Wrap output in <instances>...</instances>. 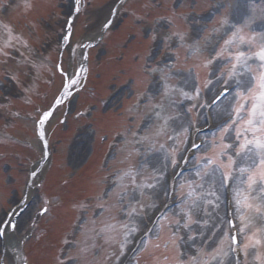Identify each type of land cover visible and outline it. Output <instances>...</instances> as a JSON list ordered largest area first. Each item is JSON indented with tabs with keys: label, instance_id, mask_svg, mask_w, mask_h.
Returning <instances> with one entry per match:
<instances>
[{
	"label": "snow or ice",
	"instance_id": "1",
	"mask_svg": "<svg viewBox=\"0 0 264 264\" xmlns=\"http://www.w3.org/2000/svg\"><path fill=\"white\" fill-rule=\"evenodd\" d=\"M255 2L252 0L249 6L247 2L240 5L233 3V0H222L208 18L211 19L221 8L230 9L231 14L225 15L218 22L219 27H213L210 31L201 24L204 18L196 16L192 17L191 32L177 27L161 34L159 29H150L153 33L151 39L154 42L159 40L160 45L168 48L169 54H165L163 60L145 66V72L152 80L150 87L140 93L137 103L146 105L150 115L145 127H150V132L140 135L129 130L132 139L126 141L125 159L128 163L118 171L116 177L121 187L118 193L119 211L128 223L120 224L122 239L116 241L119 253L113 252L106 257L114 258L113 264H139L136 254L143 250L153 234L157 240L161 238L155 230H162L165 227L162 221L168 220V217H149L154 224L152 228H144L140 237L142 247L134 249L131 259L126 258L130 239L141 231L137 220L143 221L149 212L156 209L155 200L168 196L172 191V186L162 181L168 167L177 164L176 150L175 147L170 148L167 142L159 143L157 138L166 136L176 145L179 137L194 127V110L196 117L205 124L211 125L215 121V131L211 140L191 144L194 149H204V155L198 158L195 179L179 185L183 189L186 184L187 191L181 192L179 212L174 213V217L178 218L168 222L170 235L164 241L163 261L169 260L166 252L171 248L176 253L172 264H224L230 253L235 264H264V27L258 32L251 30L256 22ZM124 3L125 0H118V7H114L101 22V32L111 28ZM26 6L31 7L30 4ZM81 8V0H72V11L79 14ZM72 11L64 20L59 47H66L72 36L73 22L77 18ZM260 18L264 19V9H261ZM183 19L187 20L188 17ZM160 20L164 21V27L173 26L168 17H161ZM246 29L251 31L246 32ZM85 39L88 43H78V48L93 46L95 37L88 36ZM179 49L186 50V60L188 57L202 56L205 51L209 53L202 65L209 69L203 88L196 72L200 65L177 68ZM73 52L70 50V59ZM36 60L43 62L45 57L22 34L16 33L10 25L5 26L4 32L0 33V65L5 66L4 79L0 80V100L5 102L0 103V110L7 109L10 117L19 116V113L11 111L12 100L10 96L4 95L9 91L4 84L11 81L20 97L39 95V77L36 72L41 64L35 63ZM10 62L16 65L15 69L7 67ZM48 62L51 63L50 60ZM54 67L56 71L52 75L59 73L62 82L58 94L48 107L37 109L33 123L41 142L42 154L29 170L26 188L30 184L42 187L35 185V178L44 172L51 158L45 124L73 95V90L81 83L79 74L87 71L83 65L79 69L65 68L62 51ZM22 68L26 70L21 72ZM48 82L51 83V80ZM229 96L231 99L228 104L221 109L220 104ZM182 162L186 163L187 160L182 158ZM138 177L143 178L138 182ZM126 178L128 184L123 183ZM30 196V191L22 195L16 207L0 217V238L8 234L16 235L18 221L15 217L27 209ZM49 204L50 201L43 200L37 215H46L50 211ZM222 205H225L224 216L220 215ZM80 207L86 208L87 205L81 203ZM98 207L104 209L103 204ZM31 227H35L34 221ZM76 231L82 229L77 228ZM90 231L93 237L102 236L105 242H111L115 240L112 233L117 232V229L114 224L105 222ZM31 238L32 234H29L18 240V244ZM63 243L69 247L75 246L74 240L65 239ZM81 243H85V247L80 249L82 253L96 246L84 241ZM155 247L160 249L161 245L156 244ZM64 255L69 264H76V257H69L67 252ZM17 256L21 264H29L22 249H18ZM57 264H64V261L58 259ZM157 264L160 262L157 261Z\"/></svg>",
	"mask_w": 264,
	"mask_h": 264
},
{
	"label": "rangeland",
	"instance_id": "2",
	"mask_svg": "<svg viewBox=\"0 0 264 264\" xmlns=\"http://www.w3.org/2000/svg\"><path fill=\"white\" fill-rule=\"evenodd\" d=\"M221 2L222 0H128L125 2L102 41L91 48L92 70L85 88L69 97L48 121L45 131L51 158L47 161L44 172L35 178V185L42 187H33L30 184L27 189L25 183L28 180L29 170L34 167L33 162L42 154L41 142L37 138L33 121L37 109H46L61 86L60 75L58 73L52 75V73L56 71L54 66L61 50L59 37L62 34L64 20L72 10V0H0V33L4 32L5 26L10 25L45 57L43 62L35 61L41 64L36 72L39 77L37 89L39 95L29 94L20 97L11 81L4 84V87L9 89L4 95L10 96L12 100L11 111L18 112L19 116L10 117L7 109L0 110L3 113L0 116V217L14 207L25 192H31L30 199L33 201L18 218L16 235L8 234L5 237L7 252L4 260L7 264H21L17 256L18 249H22L23 254L28 256L29 264H57V260H62L65 252H68L69 257L77 258L76 264H113L114 258L106 259V257L113 252L119 253L116 241L122 239L120 233L123 230L120 224L128 223L127 218L119 211L118 193L121 192V187L116 177L118 171L125 168L128 163L125 159L126 141L132 139L129 130L140 135L150 132V127H145L150 115L146 111V105L143 102L137 103L140 100V93L150 87L152 80V77L146 74L145 66L161 61L165 54H169L168 48L160 45L159 40L154 42L151 39L153 33L150 29H159L161 34L175 30L177 27L191 32L192 17L196 16L204 18L201 24L206 25L210 31L213 27H219L218 22L225 15L231 14L230 9L221 8L211 19L208 18ZM246 2L251 6L252 0H233V3L240 5ZM117 3L118 0H81V12L76 14L73 34L63 54L65 68H77L79 57L82 56V49L78 48L77 44L87 42L85 38L88 36L97 39L101 22ZM27 4L31 7H27ZM261 9H264V0H256L254 8L256 22L251 30L257 32L264 27V19L260 18ZM161 17L170 18L173 26L164 27ZM183 17L188 19L185 20ZM70 50H74L71 59ZM177 54L179 56L177 68L187 69L193 64L200 65L196 68V72L199 74L203 88L209 69L202 65L209 53L205 51L202 56L188 57L187 60L186 50L179 49ZM49 60L51 63L48 62ZM7 67L12 70L16 65L10 62ZM4 68L5 66L0 65V80L4 79ZM24 70L26 69L22 68L21 72ZM21 79H24L23 75ZM49 80L51 83L48 82ZM130 82L133 84L131 85ZM123 83L126 84L121 86ZM176 99L179 101L180 98L177 96ZM229 99L231 96L220 104L221 109L228 104ZM29 100L32 102H28ZM3 102L5 101L0 100V103ZM94 105L96 107H93ZM192 119L195 124L190 128H196L204 123L196 117L195 110ZM188 132L179 137L176 145L167 140L166 136L157 138L159 143L167 142L170 148L175 147L177 163L185 147ZM212 134L204 136L205 142L213 138ZM13 137L22 141L14 140ZM23 140L28 143H23ZM202 155L204 149L199 150L198 157L192 161V167L177 181L178 190L174 207L166 215L168 220L162 221L165 227L162 230H155L160 233L161 238L157 240L153 234L146 246H143V250L136 254L139 264H157V261L160 264H172L176 255L173 249L170 248L166 252L168 261H163L162 256L165 253L164 241L170 235L167 225L169 220L178 218L174 217V213L179 212L181 192L187 191L186 184L183 189L179 185L195 179L194 171L198 158ZM174 169L175 166L168 167L162 183L167 181L168 176H173ZM142 178L138 177V182ZM128 182L127 178L123 181L124 184ZM114 184L117 186L113 187ZM106 191L107 195H105ZM45 199L50 201L48 205L50 211L46 215L38 216L39 208ZM166 201L167 196L156 199V208L166 204ZM146 202L151 203V201ZM81 203L87 207L81 208ZM100 204L104 205L103 210L98 207ZM154 210L149 212L143 221L137 220L141 231L130 239L125 256L131 251L136 239L142 235L144 228H152L149 217ZM224 214V205H222L220 215L224 216ZM33 221L34 228L31 227ZM105 222L114 224L117 229V232L112 233L115 240L111 242H105L102 236L93 237L90 231L94 227L99 228ZM77 228L82 231H76ZM29 234H32L31 239L23 240L18 244V240ZM88 237L93 238L87 239ZM65 239L74 240L75 246L65 245L63 243ZM81 241L96 246L90 248L87 253H82L80 249L85 247V243ZM156 244L161 245L160 249L155 247ZM1 248L0 240V261ZM225 251H227L226 245ZM131 258L132 255L128 259ZM230 262L235 264L231 253L225 258L224 264ZM64 264H69L67 257Z\"/></svg>",
	"mask_w": 264,
	"mask_h": 264
}]
</instances>
